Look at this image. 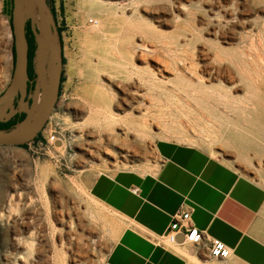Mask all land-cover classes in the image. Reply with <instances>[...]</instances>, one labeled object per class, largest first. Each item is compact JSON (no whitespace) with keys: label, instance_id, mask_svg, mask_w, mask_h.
<instances>
[{"label":"rangeland","instance_id":"374dc122","mask_svg":"<svg viewBox=\"0 0 264 264\" xmlns=\"http://www.w3.org/2000/svg\"><path fill=\"white\" fill-rule=\"evenodd\" d=\"M45 2L51 9L50 0ZM53 5L62 29L63 81L27 146L0 145V264H104L123 222L89 195V177L121 168L155 170L158 138L208 149L249 177L264 179V0ZM35 12L38 19L37 6ZM11 14L12 0H0V93L13 69ZM103 60L120 61L129 76L104 69ZM92 87L112 95L110 110L123 118L100 134L88 98ZM51 134L60 145L49 142ZM104 136L129 143L134 159L85 152L95 138L106 147ZM188 247L193 264H236Z\"/></svg>","mask_w":264,"mask_h":264},{"label":"crops","instance_id":"0c3cea01","mask_svg":"<svg viewBox=\"0 0 264 264\" xmlns=\"http://www.w3.org/2000/svg\"><path fill=\"white\" fill-rule=\"evenodd\" d=\"M155 149L153 171L121 168L89 177V195L123 222L104 264H193L188 245L172 247L154 236L188 205L198 229L232 248L226 261L264 264V179L197 145L158 138Z\"/></svg>","mask_w":264,"mask_h":264},{"label":"water","instance_id":"95a60500","mask_svg":"<svg viewBox=\"0 0 264 264\" xmlns=\"http://www.w3.org/2000/svg\"><path fill=\"white\" fill-rule=\"evenodd\" d=\"M28 22L35 42L34 80L28 76ZM11 26L13 69L0 93V121H7L16 113H24V117L12 128L0 129V145L27 143L42 129L58 97L63 67L60 34L45 0H12ZM28 81L32 84L29 90ZM59 143L60 140L55 144ZM179 238L182 240V236Z\"/></svg>","mask_w":264,"mask_h":264},{"label":"bare ground","instance_id":"6f19581e","mask_svg":"<svg viewBox=\"0 0 264 264\" xmlns=\"http://www.w3.org/2000/svg\"><path fill=\"white\" fill-rule=\"evenodd\" d=\"M226 13V12H225ZM228 13V12H227ZM112 21V20H111ZM111 21H110V24H111ZM98 21H96V23H97ZM103 26V25H102ZM246 33V32H245ZM89 37H91V36H89ZM94 41V40H93ZM100 43V42H99ZM136 48V47H135ZM206 58V57H205ZM204 58V59H205ZM209 58H210V56H209ZM208 58V59H209ZM254 58V57H253ZM259 58V57H258ZM86 59H89V58H86ZM73 60V59H72ZM261 61L263 62V70H264V57L261 59ZM211 62V61H210ZM261 62V63H262ZM207 63V62H206ZM209 63V62H208ZM75 64V63H74ZM99 65L100 66H102L104 69H110V70H112L115 74H117V75H119V76H121V77H124V78H126L127 76H129V73L127 72V69H126V67L123 65V63H121L120 61H113V63L112 62H109L108 60H103L101 63H99ZM99 65L98 66H96V65H94V66H96V67H99ZM74 66V65H73ZM72 66V67H73ZM162 66V65H161ZM208 66V65H207ZM206 66V67H207ZM258 66H262L261 64H259L258 63ZM205 67V66H204ZM205 67V68H206ZM208 67H210V66H208ZM136 69V68H135ZM164 70L165 71H168L167 69H165L164 68ZM208 70V69H207ZM212 70V69H211ZM209 71V70H208ZM219 71V70H218ZM104 72V71H103ZM210 72V71H209ZM172 73V72H171ZM143 74L144 73H140V75L141 76H143ZM131 75V74H130ZM133 75V74H132ZM135 75V74H134ZM207 75V74H206ZM214 75V74H213ZM176 76V75H175ZM211 76V74L209 73V77ZM140 77V76H139ZM139 77H137V78H139ZM151 77V76H150ZM154 77V76H153ZM214 77H216V76H214ZM130 78V77H129ZM155 78V77H154ZM177 78V77H176ZM211 78V77H210ZM140 79V78H139ZM138 79V80H139ZM133 80H135V79H133ZM142 80L145 82V80H144V76L142 77ZM153 79H151L150 81H152ZM155 80V79H154ZM157 80V79H156ZM140 81V80H139ZM138 81V82H139ZM132 83V82H131ZM151 83V82H150ZM131 85V84H130ZM127 86V85H126ZM135 86V85H134ZM118 87V86H117ZM120 88V87H119ZM91 91H90V93H88V98L89 99H91V107L93 106L95 109L93 110L94 112H93V117L95 118V120H96V123H97V125H98V129H97V131H98V134H100L101 132H104V131H109V130H112L113 129V126H114V124H116V122H119V121H123V118L121 119V118H119L118 116H115L114 114H112V112H111V110H110V108H111V101H112V95L110 96L108 93H107V91L105 92L104 90H101L100 88H97V87H92L91 89H90ZM122 90V89H121ZM134 91H133V93H138V91H136V90H138L137 89V87H136V89H133ZM123 91V90H122ZM140 91V90H139ZM123 93H125V92H123ZM119 96V95H118ZM124 96V95H123ZM221 97V96H220ZM123 98V97H122ZM131 98L132 99H135V96H131ZM129 99V98H128ZM139 99V98H138ZM131 100V99H130ZM122 101V100H121ZM132 101V100H131ZM133 104V103H132ZM83 105V104H82ZM87 105H88V103H87ZM82 107V106H81ZM80 107V108H81ZM91 107H89V108H91ZM79 108V109H80ZM88 110H90V109H88ZM92 110V109H91ZM122 110V109H121ZM80 111V110H79ZM83 111V110H82ZM81 112V111H80ZM115 113H117V112H115ZM145 122V121H144ZM129 127V126H128ZM141 127V126H140ZM130 128V127H129ZM119 129V128H118ZM140 130V129H139ZM140 133V132H139ZM121 135V134H120ZM92 136V135H91ZM128 136V135H127ZM95 137V136H94ZM105 137V136H104ZM112 137V136H111ZM110 136H106L105 137V139H106V144H107V146L106 147H103V145H102V143H101V141L99 140V141H97V140H88L87 142H86V144H85V146L83 147V149L85 150V152L87 153V154H93V153H95L94 151H100L101 153H103L104 155H105V157H107V158H121L122 157V159L124 158V159H128V158H133L134 156H135V152L133 151V150H131L130 149V144L129 143H127V142H125V141H123V140H120L119 138H117V137H112L111 138ZM99 138H100V136H99ZM104 139V138H103ZM86 140V139H85ZM133 140V139H132ZM61 144V141H60V143L58 144V145H60ZM135 144V143H134ZM133 144V145H134ZM84 145V144H83ZM63 146V143H62V145L61 146H57V148H61ZM135 147V146H134ZM135 149H136V147H135ZM142 151V150H141ZM100 152H96V153H100ZM137 153H139L138 151H136ZM218 152V151H217ZM219 153H222L223 154V151H221V150H219ZM137 155V154H136ZM94 156H96V155H94ZM134 159V158H133ZM118 160V159H117ZM138 160V159H137ZM225 160H227V161H229L228 159H225ZM123 162V161H122ZM127 162V161H126ZM109 163V162H108ZM128 163V162H127ZM126 164V163H125ZM129 164V163H128ZM247 166V165H246ZM131 167V166H130ZM248 167V166H247ZM245 168V167H244ZM70 198H71V196H70ZM66 199H69V198H66ZM73 201V200H72ZM62 204V203H61ZM78 206V205H77ZM61 207V206H60ZM77 208V207H76ZM63 209V208H62ZM69 209V208H68ZM67 209V210H68ZM60 210V209H59ZM64 210V209H63ZM70 210V209H69ZM82 210V209H81ZM56 211H58V210H56ZM66 210H64V212H65ZM70 211H72V210H70ZM69 211V212H70ZM59 212V211H58ZM61 213L63 212V211H60ZM74 212V211H73ZM78 212H80V211H78ZM68 213V211L66 212V214ZM64 214V213H63ZM75 214V213H74ZM81 214H82V212H81ZM80 214V215H81ZM79 216V215H78ZM64 217V216H63ZM59 219V218H58ZM57 219V220H58ZM61 220H63L62 218H61ZM74 221V220H73ZM85 221V220H84ZM63 222H65V221H63ZM62 222V223H63ZM66 222H68V221H66ZM72 223V222H71ZM69 224V223H68ZM76 224H77V222H76ZM79 224H80V222H79ZM78 225V224H77ZM62 226V225H61ZM74 226V225H73ZM81 226V225H80ZM85 227V226H84ZM77 228V227H76ZM94 227H92V228H90L91 230L93 229ZM81 229H83V228H81ZM86 229V228H85ZM74 230V229H73ZM77 230V229H76ZM91 230H90V232H91ZM76 231L74 230V233H75ZM79 235H81V234H79ZM78 234H77V236H79ZM75 236V235H74ZM84 237V236H83ZM76 238H78L79 239V237H75V239ZM75 242H77V241H75ZM82 244V243H81ZM80 244V245H81ZM83 246V245H82ZM81 246V249L82 248H84V247H82ZM78 248H80L79 246H77ZM83 250V249H82ZM81 252V251H80ZM184 253V252H183ZM81 254V253H80ZM190 253H188V255H189ZM83 255V254H82ZM192 255V254H191ZM193 256V255H192ZM78 257H79V254H78ZM81 257V256H80ZM78 259V258H77ZM80 260V259H79Z\"/></svg>","mask_w":264,"mask_h":264},{"label":"built area","instance_id":"2783aa9c","mask_svg":"<svg viewBox=\"0 0 264 264\" xmlns=\"http://www.w3.org/2000/svg\"><path fill=\"white\" fill-rule=\"evenodd\" d=\"M90 23H95L89 19ZM55 134L49 136V142L58 141ZM137 188L133 191L137 192ZM193 207L188 205L186 209H178L171 215L167 229L161 234H154L156 238H163L165 243L172 247L181 245H191L202 248L213 258L226 259L232 255V248L216 237L208 235L205 230L198 229L191 220ZM178 235H182V240H178Z\"/></svg>","mask_w":264,"mask_h":264},{"label":"trees","instance_id":"16d2710c","mask_svg":"<svg viewBox=\"0 0 264 264\" xmlns=\"http://www.w3.org/2000/svg\"><path fill=\"white\" fill-rule=\"evenodd\" d=\"M50 2H51L52 13L54 15V18L56 19V13H55L54 5H53L54 0H50ZM60 10L61 11L63 10V3H60ZM10 27L12 29L11 19H10ZM58 31L60 34L62 29L60 27H58ZM27 33L30 35L29 38L27 36L28 44H29V48H28V76H29V78H34L35 74H34V69H33V57H34V50H35V42H34L33 34L31 32V29H30L29 22L26 25V35H27ZM60 38H61V34H60ZM61 43H62V40H61ZM62 62H63V64L65 63V57L63 56V53H62ZM62 81H63V71L61 74L60 88H61ZM31 87H32V85H29V89H31ZM60 88H59V90H60ZM23 117H24V113H16L9 120L0 121V129L12 128L15 125V123H17ZM39 137H40V134H38V137H36L34 140H38ZM19 146L25 147V146H27V143L20 144Z\"/></svg>","mask_w":264,"mask_h":264},{"label":"flooded vegetation","instance_id":"af4514ba","mask_svg":"<svg viewBox=\"0 0 264 264\" xmlns=\"http://www.w3.org/2000/svg\"><path fill=\"white\" fill-rule=\"evenodd\" d=\"M27 36H28V38L30 37V35L28 33H27ZM29 79L34 80V78H29ZM29 85H32V84L28 81V85H27L28 90H29ZM17 100H18V97L15 98V103L16 104H17Z\"/></svg>","mask_w":264,"mask_h":264}]
</instances>
